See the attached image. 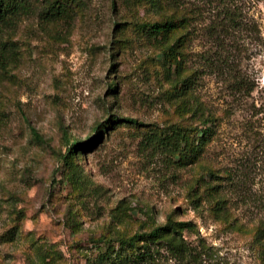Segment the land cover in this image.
Segmentation results:
<instances>
[{
    "label": "rangeland",
    "instance_id": "374dc122",
    "mask_svg": "<svg viewBox=\"0 0 264 264\" xmlns=\"http://www.w3.org/2000/svg\"><path fill=\"white\" fill-rule=\"evenodd\" d=\"M26 2L0 24V264H132L118 240L166 222L185 251L139 264H264V0ZM169 127L210 133L181 161Z\"/></svg>",
    "mask_w": 264,
    "mask_h": 264
},
{
    "label": "trees",
    "instance_id": "16d2710c",
    "mask_svg": "<svg viewBox=\"0 0 264 264\" xmlns=\"http://www.w3.org/2000/svg\"><path fill=\"white\" fill-rule=\"evenodd\" d=\"M19 6L24 9L27 6L26 0H0V24L6 23L8 18L16 12ZM62 9L63 7L60 5H53L50 11L52 14L53 12L60 13ZM182 24H184L183 18L170 17L165 21L141 23L139 26L148 29V31L153 34H167L180 28ZM171 53H176L174 45L163 49V54L169 55ZM0 65L4 66V56L2 52H0ZM126 121L131 124L136 123L133 119ZM199 132L201 133V137L197 138V142L193 144V148L187 131L182 129H173L172 127L166 128L161 131L160 136H157V138L153 140L161 149H165L169 152L172 151L179 156L181 161H184L191 151H201L202 140L210 133L209 129H200ZM94 140L93 138L87 141L76 140L71 143L65 140L68 144V150L65 156H63L65 159L63 161L67 162L70 158H73L72 156H74L75 153L91 147ZM185 225L186 223L183 222H166L162 226L151 228L148 232L135 233L130 237L119 239L118 246L121 249L123 247L130 248L133 251L132 255L128 257V261L132 264L152 261L159 247L175 253L183 252L185 251V245L183 242L177 241V239L179 240V237H181V231Z\"/></svg>",
    "mask_w": 264,
    "mask_h": 264
}]
</instances>
